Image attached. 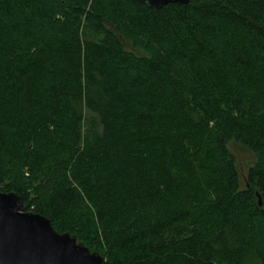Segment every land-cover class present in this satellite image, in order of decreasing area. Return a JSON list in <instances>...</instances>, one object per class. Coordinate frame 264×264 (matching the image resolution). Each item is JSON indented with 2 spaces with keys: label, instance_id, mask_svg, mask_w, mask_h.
Here are the masks:
<instances>
[{
  "label": "trees",
  "instance_id": "1",
  "mask_svg": "<svg viewBox=\"0 0 264 264\" xmlns=\"http://www.w3.org/2000/svg\"><path fill=\"white\" fill-rule=\"evenodd\" d=\"M187 1L0 0V191L105 264H264V0Z\"/></svg>",
  "mask_w": 264,
  "mask_h": 264
},
{
  "label": "water",
  "instance_id": "2",
  "mask_svg": "<svg viewBox=\"0 0 264 264\" xmlns=\"http://www.w3.org/2000/svg\"><path fill=\"white\" fill-rule=\"evenodd\" d=\"M150 8L185 4L187 0H138ZM259 205H262L257 193ZM0 264H105L71 233H59L51 221L27 212L16 193L0 191Z\"/></svg>",
  "mask_w": 264,
  "mask_h": 264
},
{
  "label": "rangeland",
  "instance_id": "3",
  "mask_svg": "<svg viewBox=\"0 0 264 264\" xmlns=\"http://www.w3.org/2000/svg\"><path fill=\"white\" fill-rule=\"evenodd\" d=\"M125 48L129 51L135 52L138 55H141V52L135 50L132 45L125 40H123ZM228 147L231 153L235 156L236 164L242 178V186L245 184L246 176L250 168L255 166L256 158L254 154L241 143L236 140H231L228 144Z\"/></svg>",
  "mask_w": 264,
  "mask_h": 264
}]
</instances>
